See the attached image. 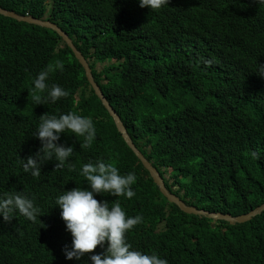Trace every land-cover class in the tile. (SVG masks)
<instances>
[{
	"label": "trees",
	"instance_id": "trees-1",
	"mask_svg": "<svg viewBox=\"0 0 264 264\" xmlns=\"http://www.w3.org/2000/svg\"><path fill=\"white\" fill-rule=\"evenodd\" d=\"M0 8L68 34L134 144L187 206L239 217L264 203V78L252 71L264 63V8L254 0H169L155 13L131 0H0ZM203 59L214 63L205 67ZM56 60L64 71L48 82L69 96L34 104L31 82ZM69 111L91 117L96 129L87 149L82 137L61 133L57 143L73 147L74 171L49 160L39 177L24 173L20 159L40 147L39 116ZM98 157L137 177L130 200L95 195L142 217L127 233L134 249L168 264H264V212L235 225L181 213L123 141L65 42L0 15V195H26L42 212L35 222L19 212L0 218V264H91L92 253L64 258L71 236L52 204L63 190L87 187L80 168Z\"/></svg>",
	"mask_w": 264,
	"mask_h": 264
},
{
	"label": "clouds",
	"instance_id": "clouds-1",
	"mask_svg": "<svg viewBox=\"0 0 264 264\" xmlns=\"http://www.w3.org/2000/svg\"><path fill=\"white\" fill-rule=\"evenodd\" d=\"M254 2L258 7L264 8V0H254ZM131 3L140 12L155 13L168 6L169 0H131ZM202 62L205 67H211L214 60L203 59ZM54 71L61 73L64 71L60 60L47 64L33 78L31 86L34 104H54L69 96V92L59 84L48 82L50 74ZM252 71L264 78V63H256ZM66 132L74 134L76 138L82 137L83 142L80 147L85 149L89 148L96 138V129L91 117L72 111L58 115L44 113L39 116L38 125L33 133L40 141V147L33 155L20 159L23 172L34 178L39 177L41 164L49 160L56 161L54 168L74 171V165L68 159L73 155V147L71 144L65 146L63 143H57L61 133ZM251 156L253 159H260V153L256 151H252ZM79 175L84 178L87 187L76 186L63 190L52 204L60 209V218L64 222L65 230L71 236L70 246L66 244L61 249L64 258L80 262L86 253H92L88 256L91 264H168V259L160 257L155 252L134 249L128 242L127 233L130 231V234L131 230L142 222L140 215L126 216L119 201L109 203L95 198L96 194H108L130 200L136 194L132 188L137 180L135 173L128 172L122 175L113 163H106L98 157L95 161L89 160L84 163ZM162 178L165 182V178ZM16 212L32 222L42 214L33 198L18 192H5L0 195V218L5 222L10 221ZM97 246L103 251L94 253L93 250Z\"/></svg>",
	"mask_w": 264,
	"mask_h": 264
},
{
	"label": "water",
	"instance_id": "water-1",
	"mask_svg": "<svg viewBox=\"0 0 264 264\" xmlns=\"http://www.w3.org/2000/svg\"><path fill=\"white\" fill-rule=\"evenodd\" d=\"M0 15L6 18H10V19L11 18L16 19L17 21H20V22L25 21L30 24L48 28L54 31L57 34V36L65 42L67 47L73 52L76 60L79 62V64L84 69L87 81L89 85L92 87V89L94 90L95 95L100 98V100L104 104V107L109 112L110 116L113 118L117 131L122 136L124 142H126L128 147L133 151V153L141 161L144 168L150 172L151 178L153 179L155 185L159 187L160 192L167 199V201L169 203L174 204V206L177 207L181 213L186 214V215H191V216L205 217L212 221H223L229 225H235V224L247 223L253 218L260 216L264 212V203H262L261 206L250 211L249 213L241 215L239 217H233V216L225 215L221 213H210L204 210H197L196 208L192 206H187V204L184 203L178 196H176L171 191H169V189L167 188L164 182V179L161 177L162 175L159 172V170L156 167H154L153 163L149 162L148 159H146L143 156V154L138 150V148L132 142L131 138L129 137L127 133L126 128L121 122L120 117L116 114L114 109L110 106V103L105 98L101 87H99L98 84L95 82V79H94L89 63L87 62L85 57L75 47L72 39L69 38L68 34L65 31L61 30L57 24L50 22L46 19H37V18L35 19L32 16L19 15L18 13L7 11L1 8H0Z\"/></svg>",
	"mask_w": 264,
	"mask_h": 264
},
{
	"label": "rangeland",
	"instance_id": "rangeland-1",
	"mask_svg": "<svg viewBox=\"0 0 264 264\" xmlns=\"http://www.w3.org/2000/svg\"><path fill=\"white\" fill-rule=\"evenodd\" d=\"M48 10H49V6H48ZM46 16H48V14ZM101 68H102V65L100 63H98L97 64V69L100 70ZM165 178H167V177H165Z\"/></svg>",
	"mask_w": 264,
	"mask_h": 264
}]
</instances>
